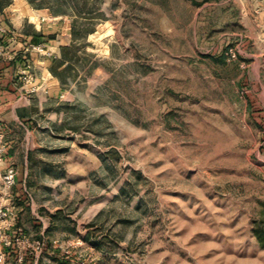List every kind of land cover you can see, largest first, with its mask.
<instances>
[{
	"label": "rangeland",
	"instance_id": "374dc122",
	"mask_svg": "<svg viewBox=\"0 0 264 264\" xmlns=\"http://www.w3.org/2000/svg\"><path fill=\"white\" fill-rule=\"evenodd\" d=\"M1 29L0 264H264V0H0Z\"/></svg>",
	"mask_w": 264,
	"mask_h": 264
},
{
	"label": "crops",
	"instance_id": "0c3cea01",
	"mask_svg": "<svg viewBox=\"0 0 264 264\" xmlns=\"http://www.w3.org/2000/svg\"><path fill=\"white\" fill-rule=\"evenodd\" d=\"M10 32V29H5L3 33H0L2 36L0 37L2 44L0 46V111L7 129L12 125L20 124V120L25 119L22 117L24 116L22 107H20L22 105H19L23 92L21 88L16 87V73L18 72L17 60L14 57L16 52L10 47L11 40L15 36H11Z\"/></svg>",
	"mask_w": 264,
	"mask_h": 264
},
{
	"label": "built area",
	"instance_id": "2783aa9c",
	"mask_svg": "<svg viewBox=\"0 0 264 264\" xmlns=\"http://www.w3.org/2000/svg\"><path fill=\"white\" fill-rule=\"evenodd\" d=\"M1 32H3V30L1 29ZM9 174L6 176V178H8V179H10L11 178V170H9ZM23 260V258L22 257H20L19 259H18V262H21ZM21 263H23V262H21Z\"/></svg>",
	"mask_w": 264,
	"mask_h": 264
},
{
	"label": "trees",
	"instance_id": "16d2710c",
	"mask_svg": "<svg viewBox=\"0 0 264 264\" xmlns=\"http://www.w3.org/2000/svg\"><path fill=\"white\" fill-rule=\"evenodd\" d=\"M32 40H33V42H36L37 39H36V37H35V38H33Z\"/></svg>",
	"mask_w": 264,
	"mask_h": 264
}]
</instances>
